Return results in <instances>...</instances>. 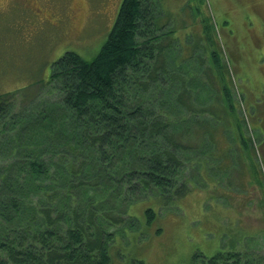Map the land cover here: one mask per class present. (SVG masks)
I'll use <instances>...</instances> for the list:
<instances>
[{
  "label": "trees",
  "instance_id": "trees-1",
  "mask_svg": "<svg viewBox=\"0 0 264 264\" xmlns=\"http://www.w3.org/2000/svg\"><path fill=\"white\" fill-rule=\"evenodd\" d=\"M158 9L156 0H121L91 58L72 49L53 61L36 105H11L10 115L16 95L0 92V154L13 155L0 163V264H112L108 232L133 218V203L178 190L162 176L179 164V129L196 105L172 67L187 56L171 50L177 37L158 23ZM146 206L149 221L156 211ZM254 253H194L188 264H227L224 255L264 264Z\"/></svg>",
  "mask_w": 264,
  "mask_h": 264
},
{
  "label": "rangeland",
  "instance_id": "rangeland-1",
  "mask_svg": "<svg viewBox=\"0 0 264 264\" xmlns=\"http://www.w3.org/2000/svg\"><path fill=\"white\" fill-rule=\"evenodd\" d=\"M120 1L0 0V92L16 95L10 115L11 105L37 104L38 93H46L41 82L64 51L94 55ZM156 2L158 23L177 37L171 50L187 56L172 67L193 93L195 114L179 129L178 166L162 176L177 193L157 189L133 203V218L108 232L112 264H188L194 253L230 249L264 259V0ZM217 126L222 136L212 141L210 128ZM31 128L39 135L41 127ZM12 156L2 152L0 163ZM148 203L156 211L149 221Z\"/></svg>",
  "mask_w": 264,
  "mask_h": 264
}]
</instances>
